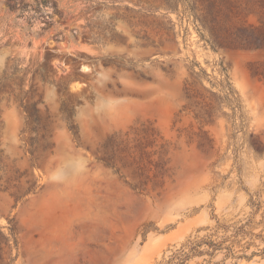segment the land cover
<instances>
[{
	"label": "rangeland",
	"instance_id": "1",
	"mask_svg": "<svg viewBox=\"0 0 264 264\" xmlns=\"http://www.w3.org/2000/svg\"><path fill=\"white\" fill-rule=\"evenodd\" d=\"M55 1L0 0V264H264V0Z\"/></svg>",
	"mask_w": 264,
	"mask_h": 264
},
{
	"label": "trees",
	"instance_id": "2",
	"mask_svg": "<svg viewBox=\"0 0 264 264\" xmlns=\"http://www.w3.org/2000/svg\"><path fill=\"white\" fill-rule=\"evenodd\" d=\"M7 7L10 11L16 13L17 17L24 18L29 26H32L33 19L38 16L43 9L46 7H51L52 12L48 14L50 18L54 14L59 15L60 17L63 14L59 11L57 2L55 0H5ZM48 27L44 26L42 29H47Z\"/></svg>",
	"mask_w": 264,
	"mask_h": 264
}]
</instances>
